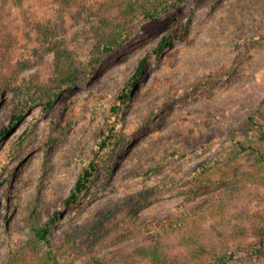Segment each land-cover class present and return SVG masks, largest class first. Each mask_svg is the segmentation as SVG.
Masks as SVG:
<instances>
[{"label": "rangeland", "instance_id": "374dc122", "mask_svg": "<svg viewBox=\"0 0 264 264\" xmlns=\"http://www.w3.org/2000/svg\"><path fill=\"white\" fill-rule=\"evenodd\" d=\"M104 0H84L83 7L57 13L54 0H3L1 5L16 36L9 60L37 55V23L54 22L58 36L78 64L93 56L95 41L89 8ZM20 4V5H19ZM192 18L185 40L161 55L153 50L177 23ZM9 20V21H8ZM39 24V23H38ZM145 59V73L135 75ZM54 54L21 72L0 97V130L17 104L16 86L36 90L53 76ZM134 89L123 111L122 138L110 152L80 203L65 210L52 226L50 242L91 226L107 211L149 187L167 183L135 214L137 222L176 215L218 195L237 167H248L247 152H231L211 178L188 182L203 163L236 143L264 152V0H187L167 14L131 29L127 41L96 64L91 75L66 89L53 108L41 105L0 143V264L31 237L33 213L42 223L69 194L81 168L80 153L90 157L107 109L125 85ZM256 112V124L245 122ZM29 129L26 143L18 146ZM237 146V145H236ZM249 152V151H248ZM200 186L199 190L196 188ZM221 187V188H220ZM117 219H130L124 204ZM115 221L109 219L108 224ZM195 228L222 234L236 253L230 264H261L253 254L264 240V180L251 178L245 193L225 213L201 218ZM120 233L114 228L110 240ZM143 238L115 240L98 252L133 250ZM264 249V246H263ZM80 256L73 264H82Z\"/></svg>", "mask_w": 264, "mask_h": 264}, {"label": "trees", "instance_id": "16d2710c", "mask_svg": "<svg viewBox=\"0 0 264 264\" xmlns=\"http://www.w3.org/2000/svg\"><path fill=\"white\" fill-rule=\"evenodd\" d=\"M14 2L21 0H13ZM57 13L70 11L75 7H83L84 0H54ZM187 0H104L98 7L89 8L88 18L93 23L91 32L95 41L93 56L86 63L78 64L73 52L58 36L57 26L51 20L48 23H37L39 29L37 55L32 60L11 62L9 54L15 46L16 36L11 30V23L6 22L7 15L1 7L0 0V97L3 92L17 83L22 71L39 65L44 56L54 54L53 76L50 81L36 90L29 87L16 86L13 93L17 98L16 107L8 121L0 130V143L9 136L31 114L32 110L41 105L44 112L50 111L61 94L75 86L82 79L91 75L102 58L123 45L131 29L143 21L155 19L169 13L179 4ZM20 5V4H19ZM9 21V20H8ZM192 18L184 23L174 25L159 41L153 52L161 55L171 47L176 40H185L189 36ZM145 73V59L136 68L135 75ZM133 85L123 86L109 105L98 139L95 142L91 156L84 157L80 153L81 168L74 186L45 222H41L33 213L30 220L31 237L25 247L13 251V257L5 264H73L80 256L82 264H230L235 262L236 253L229 250V242L222 234L202 233L195 228L201 218L213 213H225L245 193L249 177L264 180V152L260 148L244 146L236 143L235 147L226 146L212 160L203 163L193 174L188 176V182L200 185L211 178L213 172L222 166L231 152L239 154L238 149L247 156L248 167H237L233 176L224 181L218 195L206 198L197 206L183 212L153 219L148 222H137L135 214L147 203L150 197L167 187V183L144 189L137 197L125 201L130 219H117L116 213L124 204L117 205L98 217L86 229L68 234L56 241L50 242L49 234L52 226L63 215L65 210L80 203L85 193L96 179L110 152L119 143L122 133L119 130L120 120L128 105ZM264 104V98L260 104ZM251 112L246 120L248 126L256 124V112ZM32 122L18 139V146L26 143ZM249 151V152H248ZM201 187L198 186L196 190ZM115 218L106 224L109 219ZM114 228L120 233L110 240ZM134 237L143 238L142 243L133 250L117 248L109 254L98 257V252L109 246L115 240ZM264 240V236H262ZM264 243L256 247L248 259L255 258L264 264ZM256 264V263H254Z\"/></svg>", "mask_w": 264, "mask_h": 264}]
</instances>
